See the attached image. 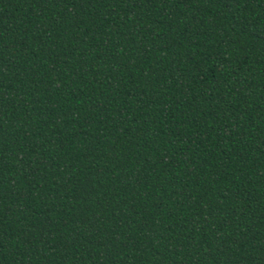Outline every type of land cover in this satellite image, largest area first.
<instances>
[{"label":"trees","instance_id":"trees-1","mask_svg":"<svg viewBox=\"0 0 264 264\" xmlns=\"http://www.w3.org/2000/svg\"><path fill=\"white\" fill-rule=\"evenodd\" d=\"M0 264H264V0H0Z\"/></svg>","mask_w":264,"mask_h":264}]
</instances>
